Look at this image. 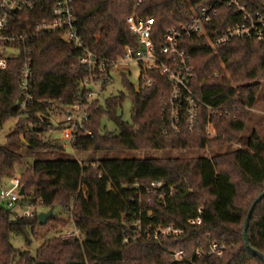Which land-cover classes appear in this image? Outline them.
I'll list each match as a JSON object with an SVG mask.
<instances>
[{
    "label": "trees",
    "instance_id": "trees-1",
    "mask_svg": "<svg viewBox=\"0 0 264 264\" xmlns=\"http://www.w3.org/2000/svg\"><path fill=\"white\" fill-rule=\"evenodd\" d=\"M208 1L142 0L136 5L137 0H74L75 25L89 50L100 58L118 60L127 45L137 46L126 21L133 12L152 16L155 32L160 34L167 28L180 26ZM240 1L264 17V0ZM217 7V16L207 25L209 35H213L214 29L222 31L244 21L232 7L225 4ZM48 16L47 4L19 11L11 17L10 28L15 34H30ZM30 45L33 99L24 110L19 106V67L24 54L0 69V128L7 119L17 118L7 135L15 147L0 144V184L14 176L17 168H23L19 175L24 187L20 205L25 202L32 207H53L54 212L58 208L59 213L66 210L80 238L48 237L32 255L15 248L11 238L21 235L28 242L30 233L35 237L36 228L45 225L38 223V213L16 215L1 208L0 264H264L246 247L242 235L248 209L264 189V142L256 130L250 133L244 146L210 157L82 160L98 162L100 176L67 156L38 158L28 165L19 151L22 146L34 153L64 152L61 142L52 136V131L59 128L50 118L56 115L59 106L86 102L89 89L84 80L90 73L89 67L79 62L82 49L63 42L57 32L39 33ZM184 45L192 55L195 72L192 89L203 102L194 128L169 127L164 111L169 85L164 75L154 71L151 76L156 82L151 87H143L141 77L137 87L127 84L133 101L130 123L117 116L121 92L111 94L104 103L99 97L94 99L88 121L76 134L74 150L185 149L195 144L205 148L210 142L206 136L208 124L218 131L213 139L222 135L219 125L223 121L231 130H243L242 114L252 110L259 85L248 81L264 75V43L253 37H238L212 48L204 36H192ZM121 76L126 82L125 75ZM104 114L117 122L116 132L99 133ZM86 130L93 135L86 134ZM191 136L198 139L195 144ZM155 179L163 180L165 188L171 186L173 192L165 194L162 202L156 196L150 204L143 198L138 202L133 184ZM246 201L249 202L245 206ZM140 209L143 222L174 223L183 227L185 233L158 240L142 237L125 241L132 234L126 226ZM197 216L201 218L200 224L188 223ZM246 232L250 245L264 254V197L250 214ZM212 241L227 245L223 254L209 253ZM69 246L73 251L65 254ZM197 248L203 250L200 255L195 254ZM177 249L185 251V259H172Z\"/></svg>",
    "mask_w": 264,
    "mask_h": 264
},
{
    "label": "built area",
    "instance_id": "built-area-1",
    "mask_svg": "<svg viewBox=\"0 0 264 264\" xmlns=\"http://www.w3.org/2000/svg\"><path fill=\"white\" fill-rule=\"evenodd\" d=\"M142 0H137L139 5ZM74 0H0V69L8 65L9 60L21 57L24 54L19 67V85L21 96L19 106L24 110L33 99V69L29 53L31 42L39 33L57 32L60 39L66 44L81 48L82 54L79 62L89 67V76L84 80L87 92L86 102H75L70 105L59 106L56 115L52 118H59V123L54 124L59 128L63 141H60L64 148L74 150L73 143L78 131L84 128V123L90 116L89 107L91 102L98 98L104 90L106 84L112 80L111 73L119 70L132 62H137L141 69L140 77L143 87H151L155 84L152 72L158 71L164 75L168 85L169 93L164 104V111L167 114L169 127L194 128L199 114V105L202 100L192 89V82L195 78L192 55L188 52L185 41L192 36H204L212 48L224 44L238 37H253L264 43V17L258 12L248 9L240 0H210L202 5L194 14L178 27L167 28L158 34L155 32V20L152 16H138L133 12L126 21L131 34L136 38L137 46L127 45L123 57L118 60L100 58L96 53L89 50L76 29V19L74 15ZM49 6V16L37 23L30 34H15L10 28V20L13 14L33 9L35 6ZM218 4H225L232 7L234 11L242 15L243 22L229 26L222 31L214 29L213 35L207 32V25L218 14ZM43 9V8H42ZM123 75V74H121ZM216 75V72H214ZM264 116V112H263ZM211 124H208L210 126ZM208 126L206 128H208ZM86 134L92 136L91 130H86ZM81 166L90 167L91 171L100 176L99 163H90L79 160ZM12 185L6 187L0 184V209L6 208L11 211L20 205V176L11 177ZM161 179L146 182H135L133 187L137 189L135 196L138 202L142 198L144 202L150 204L152 197L156 196L158 202L164 200L165 194H171L173 188L168 186ZM145 196V198L143 197ZM30 216L32 212H25ZM147 216H151L146 212ZM189 224H200L201 218H191ZM127 230L132 234L127 235L125 241L131 239L138 240L160 239L161 237H179L185 233L183 227L174 223L152 224L143 222L141 209L136 214L135 219L128 224ZM64 239L80 238L78 228L72 224L57 233ZM224 242L212 241L209 245V253L221 255L226 250ZM203 252L201 248L195 250L196 255ZM186 258L183 249H177L172 253L173 260H183Z\"/></svg>",
    "mask_w": 264,
    "mask_h": 264
},
{
    "label": "rangeland",
    "instance_id": "rangeland-1",
    "mask_svg": "<svg viewBox=\"0 0 264 264\" xmlns=\"http://www.w3.org/2000/svg\"><path fill=\"white\" fill-rule=\"evenodd\" d=\"M251 62H254L253 59ZM223 67V65L220 63ZM224 70V69H223ZM140 72L141 69L137 62L129 63L125 66H122L119 70H115L111 73L112 80L108 82L101 92L99 96V100L101 103L105 102V99L108 98L111 94H118L121 92L123 94V98L121 104L117 109V116L121 118L123 122L130 123L132 120V97L129 95V89L127 84H131L135 87L140 83ZM121 74H124L126 77V82L122 78ZM261 74V73H259ZM259 77V76H258ZM255 78L252 81L248 82H257L259 83L257 91H256V102L253 105L251 111L246 114H242V119L244 121L243 130H231L226 127L225 121L220 122V132L221 136L217 137V139H213L215 133H217V129L215 130L213 125L208 126L206 128V136L209 138L210 142L207 143L205 148H199L195 143L197 142V138L191 136L192 143L195 144L194 147L185 148V149H149V148H141L137 150H124V149H115L110 151H99V152H90V151H82L78 150H70L69 148H65L64 152L61 153H34L29 151L26 147L22 146L19 148V151L26 157V162L30 165L33 160L38 158H53L57 156H67L72 157L77 160L84 159H99L105 157H161V156H178V157H186V156H199L204 155L210 157L212 155L221 154L226 151H231L239 146H244L247 137L253 130H256L260 135L264 142V75L259 78ZM256 80V81H255ZM17 118H9L7 119L2 127L0 128V144L9 147H15V145L10 142L7 138V135L11 130H13L15 126ZM52 123L58 124L59 118H52ZM118 128L117 122L111 118L108 114H104L101 116V128L99 133L102 134L105 131L116 132ZM222 129L224 131H222ZM219 132V133H220ZM52 136L57 139V141H63L62 135L59 130L52 131ZM218 136V135H217ZM23 171V168H17L15 175H20ZM237 178V176H235ZM3 185L7 188L12 185L11 178L5 179L3 181ZM244 187V185H243ZM253 193V192H252ZM254 194V193H253ZM253 196V195H251ZM249 201H246L245 206ZM47 208L42 206H28L25 202L21 205L16 206L12 212L16 215L24 214L25 212H33L37 213L46 211ZM57 215V216H56ZM73 224L72 217L69 215L66 210L59 213V209L56 208L54 212V216L49 218L44 226H38L36 231H34L35 237L30 233L29 240L26 241L21 235H14L11 238V243L15 248L20 250H27L32 255L36 254L37 248L43 239L48 237L57 236V233L66 228L70 227ZM243 222L240 224L242 226ZM30 231V229H28ZM54 240V239H53ZM52 240V241H53ZM73 251L72 247H68L65 250V254Z\"/></svg>",
    "mask_w": 264,
    "mask_h": 264
},
{
    "label": "water",
    "instance_id": "water-1",
    "mask_svg": "<svg viewBox=\"0 0 264 264\" xmlns=\"http://www.w3.org/2000/svg\"><path fill=\"white\" fill-rule=\"evenodd\" d=\"M19 194L23 197L24 196V187L21 186L20 188V192ZM264 197V189L254 198V200L252 201L249 209H248V212H247V215L245 217V220H244V227H243V232H242V235H243V239H244V242H245V245L246 247L252 252L254 253L256 256H258V258L264 263V254L262 252H260L258 249L252 247L248 241V237H247V227H248V223H249V218H250V214L252 213L254 207L256 206V204ZM52 216H54V209L53 207H50L48 208L46 211L44 212H40L38 213V223L40 225H44L47 220L49 218H51Z\"/></svg>",
    "mask_w": 264,
    "mask_h": 264
}]
</instances>
